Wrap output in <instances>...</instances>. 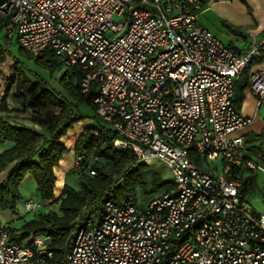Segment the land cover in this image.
I'll return each mask as SVG.
<instances>
[{
	"label": "built area",
	"instance_id": "1",
	"mask_svg": "<svg viewBox=\"0 0 264 264\" xmlns=\"http://www.w3.org/2000/svg\"><path fill=\"white\" fill-rule=\"evenodd\" d=\"M217 1L0 0L6 37L81 72L80 91L95 85L94 113L113 144L139 162L160 161L174 182L142 206L108 198L98 222L91 215L76 230L66 264H264V208L239 193L264 162L232 136L253 122L235 107L234 89L260 49L235 53L199 22ZM247 78L264 111V70ZM23 202L27 214L42 208L37 197ZM49 240L12 243L0 223V264H44Z\"/></svg>",
	"mask_w": 264,
	"mask_h": 264
},
{
	"label": "trees",
	"instance_id": "2",
	"mask_svg": "<svg viewBox=\"0 0 264 264\" xmlns=\"http://www.w3.org/2000/svg\"><path fill=\"white\" fill-rule=\"evenodd\" d=\"M41 55L50 58L43 61L50 70L63 65L61 59L52 52H42L36 58L41 60ZM64 68L60 83L67 94L72 99L85 100L94 112V84H91L87 93H82L79 85L81 72ZM68 75L76 80L75 87L70 83ZM26 87L30 93L27 101L29 106L38 107L49 103L58 107V112H48L45 118L34 119L44 126L45 131L17 126L1 114L9 112L5 102L7 93L1 97L0 142H10L11 147L0 152V172L8 169L6 177L0 182V210L15 212L16 204L22 199L18 186L30 175L42 208L17 227L7 225L9 241L21 243L32 234H49L47 247L51 257L44 264H66L65 255L72 245L76 230L91 215L100 219L104 202L108 198L121 205L132 203L142 206L156 195L169 192L174 188V182L171 178L161 177L149 164L139 162L130 148L116 147L112 141L115 133L98 118L94 124L84 127L74 142V155L81 157L79 166L70 169L78 175L77 187L63 184L60 194L55 197L57 175L54 168L68 152L62 138L67 135L69 128L85 116L78 114L76 103L65 96L58 97L41 88L37 91L34 84ZM245 87L246 83L239 85L236 81L234 103L237 108L243 100L242 90ZM244 147L249 152H260L264 162V131L245 135ZM255 176L253 173L245 174L239 191L240 200L248 204L245 195L260 187ZM56 203L57 212L45 210V206Z\"/></svg>",
	"mask_w": 264,
	"mask_h": 264
},
{
	"label": "crops",
	"instance_id": "3",
	"mask_svg": "<svg viewBox=\"0 0 264 264\" xmlns=\"http://www.w3.org/2000/svg\"><path fill=\"white\" fill-rule=\"evenodd\" d=\"M212 15L213 17L216 16L214 20H211ZM199 22L207 27L216 37L219 38V40H222L235 53H246L249 51L250 47L255 44L258 49H260V56L252 61L251 70H264V0H218L211 4L206 11L200 14ZM233 39L240 41V44H235ZM250 71L247 70L245 73L240 74L236 80L239 85L246 83V87L242 90L244 96L243 100L237 109L243 115L250 116L253 122L250 125L239 129V131L234 132L232 136L243 135L245 137L247 134L264 131V117H262L261 111H256L255 95L249 90L247 84L248 79L246 77ZM7 83L8 81L6 78L0 74V92L3 95L5 94L3 87ZM12 93L13 90L10 89L5 98L9 112H3L1 114L8 117L9 121L17 126L44 131L43 126L36 123L31 118L32 115L38 117V113L42 111L40 107H29L27 106L28 102L23 103L20 97H13ZM38 109L40 110L38 111ZM94 123V119L84 118L82 121H79L69 128L67 135L62 138L63 143L68 147V152L63 155V159H61L59 164L54 168L56 175L58 174V172H56L57 170L62 174V178L60 179L57 175L58 180H56V182H60L59 194L62 190L63 184L67 183V175L70 174V169L75 166L73 157L74 142L82 133L84 127ZM9 147H11L10 142H0V152ZM254 152L258 151H248L249 154H253ZM7 170L8 169L0 172V182L6 177ZM27 178L32 177L27 175L25 179ZM35 196H37L36 193ZM56 196L57 194L55 192V197ZM24 200L26 199L20 200L22 205L19 206V202L16 204V210L14 213H11L9 210H0V223H5L10 226L15 224V227H17L24 220H29L32 215H25L23 206ZM20 212L21 214L19 215Z\"/></svg>",
	"mask_w": 264,
	"mask_h": 264
},
{
	"label": "rangeland",
	"instance_id": "4",
	"mask_svg": "<svg viewBox=\"0 0 264 264\" xmlns=\"http://www.w3.org/2000/svg\"><path fill=\"white\" fill-rule=\"evenodd\" d=\"M216 16L213 17L211 20H214ZM222 27V26H221ZM235 44H240V41L233 39ZM37 56V55H36ZM36 56H33L26 52L23 48L20 47L17 43L16 39V34H14L11 38L6 37L5 31L0 28V74H2L8 83L3 87L4 88V93H9V90H13V97H20L22 99V102H27L28 97L30 93L26 91V86H29L30 84H34L35 87H37V91L39 88L42 90H47L50 93H54L55 95L59 96H65L69 100L73 101L77 105V113L82 114L85 116V118H92L94 121L98 119V117L94 116V112L92 108L87 104L85 100H79V99H72L67 94V91H65L64 87L60 83V77L61 74L63 73L62 71L65 69L63 65H61L58 69H53L50 70L48 67H46L43 63L45 60H49L50 58L48 55H41L42 59L39 60L36 58ZM71 72V71H70ZM71 75V74H70ZM68 75V79L72 86L75 87L76 80L74 77H70ZM13 84V85H12ZM25 85V87H24ZM10 86V88H9ZM19 86V87H18ZM22 88V89H20ZM92 91H96L95 85L92 88ZM1 93V92H0ZM2 93L0 94V97H2ZM255 105H256V98H255ZM27 106L29 104L27 103ZM32 107V106H29ZM40 109L42 110L40 113L38 111V117L37 116H31V118L34 119H39V118H45L46 113L48 112H58V107L50 105L49 103H46L43 106H39ZM262 117H264V111H261ZM96 118V119H95ZM44 128V126H43ZM45 131V130H44ZM262 163V162H261ZM149 165L151 168L154 170L156 169L161 177L163 178H169V173L167 171V168L164 167V165L158 161L155 160L153 162H150ZM264 165V163H262ZM58 177L61 179L62 174L58 170ZM255 178L260 185V182L264 184V172L262 171H257L255 172ZM77 173H75L73 170H70V174L67 175V183L68 185H72L77 187L76 182H77ZM57 177V180H58ZM60 182L57 181L55 183V192L57 196L59 195V186ZM20 189L22 199H28L30 198H36L35 193L36 189L34 187L33 179L32 178H27L24 179L18 186ZM140 197V196H139ZM245 197L248 199L249 203L257 208H264V193L261 192L260 187H258L253 193L248 192ZM142 197H140L141 199ZM19 206L22 205L21 201H18ZM54 204V203H53ZM45 210H54L57 212L58 210V205H48L47 207L45 206ZM24 212V211H23ZM21 212L19 213V215ZM25 215H29V213H25ZM31 215V214H30ZM99 218H95V221L98 222ZM12 225V223H11ZM12 227H15V224L12 225Z\"/></svg>",
	"mask_w": 264,
	"mask_h": 264
}]
</instances>
